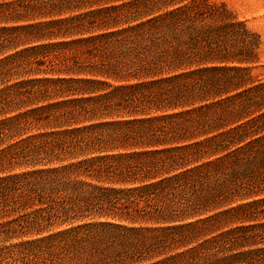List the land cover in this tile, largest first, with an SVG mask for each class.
Returning <instances> with one entry per match:
<instances>
[{
  "label": "trees",
  "instance_id": "1",
  "mask_svg": "<svg viewBox=\"0 0 264 264\" xmlns=\"http://www.w3.org/2000/svg\"><path fill=\"white\" fill-rule=\"evenodd\" d=\"M259 44L223 0H0V264H264Z\"/></svg>",
  "mask_w": 264,
  "mask_h": 264
},
{
  "label": "rangeland",
  "instance_id": "2",
  "mask_svg": "<svg viewBox=\"0 0 264 264\" xmlns=\"http://www.w3.org/2000/svg\"><path fill=\"white\" fill-rule=\"evenodd\" d=\"M235 12L239 20L245 21L248 28L259 35V47L257 48V61L252 63L251 73L261 82H264V0H223ZM23 166L15 167L11 172L21 171ZM8 170L0 171V175L8 173ZM238 203L234 202L233 205ZM19 239H13L16 242Z\"/></svg>",
  "mask_w": 264,
  "mask_h": 264
}]
</instances>
